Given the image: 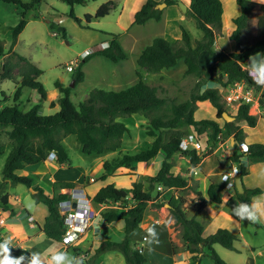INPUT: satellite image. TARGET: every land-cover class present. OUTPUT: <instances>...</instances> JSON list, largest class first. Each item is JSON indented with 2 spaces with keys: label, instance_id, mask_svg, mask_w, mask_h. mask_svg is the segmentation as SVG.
<instances>
[{
  "label": "trees",
  "instance_id": "trees-1",
  "mask_svg": "<svg viewBox=\"0 0 264 264\" xmlns=\"http://www.w3.org/2000/svg\"><path fill=\"white\" fill-rule=\"evenodd\" d=\"M71 6L75 4H85L91 0H62ZM167 4L175 3L177 0H165ZM0 2L14 4L20 14L18 23L12 28V40L8 49L0 40V56L8 57L3 61V69L0 73L3 79L14 81L16 74L21 76V80L15 92V103L0 104V126L6 128V133L11 140V149L6 154L2 168L5 179L23 183L26 186L33 185V179L21 174L25 164H36L44 160L50 151H55L57 160L60 163H68L69 154L62 142V136L73 134L81 143V149L86 154L101 155L106 152L119 151L122 148L123 138L129 127L122 117L135 113L149 114L153 110H160L166 105V98L159 95V85L150 84L144 80L140 71L141 68L160 71L163 68L173 67L179 58H183L186 64V74H193L199 78L215 75L218 83L223 86L236 81H243L255 85L248 69L242 64V60L256 53L264 52V3L253 0H236L240 7V14L233 18L236 25L230 37L236 43L234 51L217 50L216 31L222 27L223 2L222 0H190V6L186 14L195 17L196 25L203 31V37L198 39L195 45L192 44L189 32L184 26L182 28L183 45H178L163 36H156L150 44L145 46L139 57V69L136 72V80L129 86L121 89L93 88L89 91L84 101L75 104L71 99L72 87L56 81L60 88L61 96L58 98L59 110L54 114H43L40 112L41 103H35L29 109L21 107L19 96L24 87L36 90L40 95V100L47 98V90L43 83L38 79L44 72L42 68L30 61L27 57L17 52L14 47L17 43L19 34L28 23L27 14L31 10H37L43 0H0ZM157 0H146L135 12L133 23L144 24L150 19L159 20L162 17L163 9L156 5ZM115 2L108 0L104 2L97 11L86 13L84 19L79 17L73 8L69 12L80 26L90 28V22L102 18L109 14L114 8ZM261 10L257 20L258 33L252 40L243 37V31L249 23L254 8ZM39 18L38 13L35 14ZM49 27L53 31L59 32L64 38L67 36V29L59 23L49 20ZM111 43L102 50H92L80 57V60L72 76L74 84L82 82L85 77L84 64L94 55H103L114 62H119L127 57V53L121 46L118 33H110ZM210 56L208 61L202 63L204 55ZM17 69L16 72L14 70ZM4 92V91H2ZM264 95V89L262 91ZM3 99H0V103ZM199 101H209L217 110V114L222 117L223 111L227 110V102L223 99L219 87L209 86L202 92L193 93L188 99L182 102L173 103L170 115L151 116V122L155 127L177 126L180 121L189 124L193 130L199 134L206 133L213 142L219 140L218 136L223 135L234 137L233 151L229 159L238 165V175L245 176L249 172V165L253 162L264 160V143L252 142L246 145L242 151L237 150V142L244 141V130L240 122H245L249 126H255L259 115L251 114L249 103H239L235 113V119L226 121L224 124L214 119H196V104ZM55 102H51L53 107ZM154 134V133H152ZM186 133L177 131L168 140H164L161 135H157L153 142L146 148L135 152L125 153L119 164L125 168L135 169V164L141 161H151L160 150L165 153L160 168L154 175L150 176L151 186L156 184L174 190H184L188 186L187 177L176 174L172 171V161L170 160L177 151L185 152L191 157L194 164L199 163L200 156L196 150L181 149L179 146L181 138ZM3 151L0 150V156ZM246 157V162L243 160ZM103 166L105 173L101 179H106L114 172L117 165L107 159ZM61 187L72 189L77 186L74 181H59ZM37 192L34 194L38 202L44 203L48 208V215L42 226V231L49 238L62 241L65 233L64 215L60 209V202L70 198V194L65 192L56 193L46 191L41 186H33ZM225 188V182L211 181L207 196L202 190H196L194 200L185 204L187 201L182 195L173 194L168 201L170 212L175 222L181 225V238L185 243L187 252L193 258V264H202L204 257H208L213 264H227L218 254L214 245L221 244L228 249H236V234L227 228L220 227L215 232L207 236L203 235V225L196 218L197 214L203 210L209 200L221 202L220 191ZM236 190L240 200L248 202L250 196L261 191V188H245L243 192ZM130 196L133 200L127 204L126 210H108L101 213L107 222H124V238L121 241L105 240L98 248V252L109 249H120L123 252L127 264H144L147 261L143 250L132 248L130 245L131 237L140 230V225L145 215V211L151 198V193L145 190L143 184L133 181L129 188ZM158 196L162 190L157 191ZM125 195H121L119 188L114 183H108L100 187L93 196L96 203H108L110 200L124 202ZM7 203L0 201V208L6 210ZM4 238L0 236V242ZM12 255H29L33 252L29 248L11 245ZM164 250L175 252L174 248ZM84 260V264L88 261Z\"/></svg>",
  "mask_w": 264,
  "mask_h": 264
},
{
  "label": "rangeland",
  "instance_id": "rangeland-1",
  "mask_svg": "<svg viewBox=\"0 0 264 264\" xmlns=\"http://www.w3.org/2000/svg\"><path fill=\"white\" fill-rule=\"evenodd\" d=\"M47 3H49L51 6H48ZM132 3L133 2L131 0L130 6ZM225 5L227 6V12L223 22L224 32H226L229 25H232V23L235 24L233 19L229 16L235 11L234 9L237 8L235 4H231V2L228 1H225ZM74 7L76 8L75 13L77 15L79 14V16L84 19V15L82 13L84 5L75 4ZM70 8L71 5L62 0H43L37 10H31L28 12V23L23 31L19 34L17 43L14 47L17 52L21 53L44 70L38 79L43 83L44 87L49 92L56 88V81L62 79L66 73H69L71 76H73L74 70L69 71L66 68V65L71 59L78 57L80 53L84 55L87 52H90L99 41L108 37L102 32V30L96 29L95 27L98 26V28H105L106 32H123L122 30L118 29V27H116L115 23H113V15L105 16L96 20L95 23L92 24L94 26L92 28L82 27L72 17L69 16ZM163 8L164 14L166 16L165 18L168 22L163 19L160 21L152 20L148 24L144 25L135 24L136 26L130 29L129 35L121 34L122 43L125 47V50L127 51V57L124 60H121V63L116 64V62L104 57L94 56L93 62L88 65L87 77L85 75L86 78L84 77L82 82L78 83L77 85H72L73 78L71 77L69 80H67L65 85H70L72 87L71 97L75 104L84 101L89 91L93 88L97 87L108 90L121 89L134 83L136 80L135 69L138 67L137 57L141 53L142 48L150 44L156 36H163L169 41L177 43L178 45H183L185 43L180 34V30L175 26L176 22H179V20L175 21L176 17L174 16L176 13L180 14L184 12L182 7L175 4L169 6L167 5ZM129 12L130 9L128 8L127 14H129ZM36 13L39 15L41 14L42 16L36 18ZM260 13L261 10L258 7L254 8L249 23L243 31V37L245 39L252 40L257 35V20ZM19 18L20 14L14 4L0 2V40L5 46L6 50L10 46L12 40V28L18 23ZM49 20H53L64 26L67 29V36L64 38L59 32L51 30L49 27ZM180 24H183L188 30L193 45H195L198 39L203 37V31L197 27L194 16L187 14L186 19L181 21ZM219 34L220 32L217 29L216 39L218 38V40L215 47L217 50L223 49L225 51H230L228 50L229 48H231V50L235 48L234 42L232 47L228 46L229 43L233 41L230 37L232 32L228 36L224 34V38ZM8 55L9 54H7L5 57L0 56V73L3 69V61L8 57ZM208 61H212V59H210V56L205 54L202 57V63L205 64ZM113 68L116 69L115 72ZM185 68L186 65L184 61L179 59L176 67L161 71L151 70L145 73L146 81L148 83L160 86L159 95L166 98V105L162 109L153 110V112H150L149 114L135 113L122 117V119L127 122L129 127L123 138L122 148L119 151H115L113 153L107 152L106 154L107 158L112 160L114 165H117L116 169L112 173L113 175H110V177L106 180L97 178V180H94L93 182H91L92 180L90 178H88L87 181L80 180L81 184L87 186L89 196H92L95 186L104 185L108 182H114L119 188L121 195H125L127 197H125L126 200L124 202L110 200L107 205H105V207L99 205L96 206L93 200L89 199L91 206L94 209L93 219L91 220V223L86 231L80 236L82 238L79 237L80 239L78 238L72 243V245H77L84 249L80 250L81 252L77 250L76 253H80L79 258L87 259L89 257L87 259L88 264H100L102 257L99 256V254L102 255V252H97V249L105 240H123L125 236L124 222L122 220L117 222H107L102 217L101 213L112 209L118 211H121L122 209L126 210L127 206L124 205L131 204L133 202L129 192V188L133 181L141 182L144 189L150 191L152 199L149 201L147 206L146 215L143 220V226L141 230L131 237V247L136 248L137 241L141 240L142 236L147 234L146 230L149 228V226L153 225L152 223L154 219H158L162 224L157 225V228H161L163 225L167 224V240L170 241L177 257L173 255V253L161 251L160 249H156L153 246H151L152 251H149V246L146 243H142L141 246L143 248V253L147 258L145 264H188L184 259L181 261V258H184L185 255L190 256V254L187 252L185 243L181 238V225L175 222V219L170 212L168 201L173 194H178L182 195L187 200L185 204H188L195 199L196 190H202L206 187V183L204 182L205 179L207 182L209 180H220L221 172L229 169V167H227L230 165L229 157L234 149L232 146L227 147V142H229L228 140L230 137L223 135L221 138H219V140L214 141V144L217 145V147L220 146V143H224V145L220 147L217 152H215L216 149H210L207 152L204 150L197 151L201 158L197 164H194L191 161V157L185 154V152L177 151L170 159L172 161V171L176 174L187 177L190 185L184 190H162V193L160 192V196H158V198L156 197L158 195L157 191L159 189V185L156 184L155 186H151L149 179L151 175L156 173L162 164L165 156L163 150H160L156 156L151 158L150 162L148 161L149 163H146L143 166V161L137 162L135 164V169L125 168L122 164H119L123 154L135 153L148 147L157 135H161L166 141L173 133L177 131L187 133L188 131L193 130V128L184 121H180V123L174 127H155L151 122L152 115H170L171 106L173 103L185 101L193 93L202 92L209 86L219 87L220 93L225 100L223 94H225L226 91L223 89L224 86L218 83L215 75L212 74L208 77L199 78L193 74H186ZM16 71L17 69L14 70V72ZM16 90L17 85L13 80L7 78L3 79L0 75V99H3L0 103L1 105L15 103L14 98ZM260 90L263 91V89ZM30 91L35 92L36 90L24 88L23 92H21V95L19 96V101H23L21 105L22 108L24 107L23 105H26L28 102ZM262 95L263 94H259L257 96L261 97L262 99ZM261 101L262 100H260V103ZM40 103L43 106V114H54L56 112L54 108L49 106L48 102H45L44 104V101H41ZM239 103L235 101L231 103L227 102L226 111H228L230 114L234 113V111L237 110ZM31 104H34L33 101ZM256 105V103H252L250 105L251 108L249 111H259V109L262 108V106L257 107ZM23 109L27 110V107H24ZM203 118L214 120L221 119L224 121L223 118L218 116L216 108L212 106L209 101H199L196 104V119ZM201 136L205 143L207 138L206 133H203ZM64 138L65 139H63V143L67 142L69 144L67 145L69 152L68 163L76 168V170L69 171L70 176H73L74 173L75 176H79L81 170L87 168V166L91 164L93 157L81 151L80 142L75 135H64ZM10 149L11 140L6 133V130L0 126V150L3 151L2 156H0V192H2V189H4L5 183L7 182L3 177L2 168L6 154L10 151ZM203 159L204 162L200 164ZM92 175L96 176V173H93V171L90 170L89 176ZM11 187L16 188L14 195L18 194V196H20L22 204L27 206L29 210H32L37 199L32 194L33 191L31 188L28 190V187L25 184L8 180L6 183V190H10ZM69 190L70 189H67L68 192ZM33 193L35 194L36 192ZM85 194L87 197H89L87 193ZM72 197L73 196L70 194V198ZM208 210L209 208H206L205 213H207ZM32 212L33 211H30V213ZM27 218H22L20 223L29 229V220ZM198 219L200 220V218ZM2 237L4 239L8 238L4 236ZM43 239V241L47 240L48 243L59 244L58 241L48 238L47 236H44ZM89 240L95 243V248L91 246L92 243L89 242ZM43 241L39 240V242L36 244L46 245ZM241 243V240L236 241V245L238 246ZM217 249L220 251L222 249L228 251L220 245L217 246ZM181 252H184L185 255L181 256ZM229 252L232 255L227 258L230 264H249L245 258L250 252ZM68 253L73 255L72 250L68 251ZM111 255L112 256L107 257L105 262H102L101 264H127L123 252L120 249L113 250Z\"/></svg>",
  "mask_w": 264,
  "mask_h": 264
},
{
  "label": "crops",
  "instance_id": "crops-1",
  "mask_svg": "<svg viewBox=\"0 0 264 264\" xmlns=\"http://www.w3.org/2000/svg\"><path fill=\"white\" fill-rule=\"evenodd\" d=\"M106 1H108V0H91V1H88L87 3L83 4L84 5L83 11H82L83 15L85 16L86 13L94 14L97 11V9ZM113 1L115 2L114 8L106 16L113 15L114 16L113 23H115V25H116V27H118V29L123 31L121 33H118L119 41L121 43L122 48L127 53V51L125 50V47L122 43V40H121V38H122L121 34L122 35L123 34L129 35L130 29L137 25V24L135 25V23L132 22L133 16H134L135 12L142 6V4L146 0H132L133 3L131 6H130L131 0H113ZM157 1L158 2H166L165 0H157ZM179 1H183L187 5V7L190 6V0H177V3H175V4L179 5V3H178ZM225 1L231 2V4H235V6L237 7L236 9H234L235 11L229 16L230 18L233 19V18L237 17V15H239L241 12L240 7L237 4L236 0H222L224 11H223V18H222V27H221V29H219V32H220L219 35H222L221 37H223L225 35L226 36L230 35L231 32L236 27L235 24L232 23V25H229L226 32L223 31V27H224L223 22H224V18H225L226 12H227V6L225 5ZM253 1H256L259 3H264V0H253ZM175 4L171 3V4H166L165 6L175 5ZM47 5L51 6L49 3H47ZM71 8H73L74 11H76V8L74 7V5L71 6ZM71 8H70V10H71ZM128 8L130 9L129 14H127ZM127 15H128V18H127ZM40 16H42V15L40 14ZM78 16H79V14H78ZM174 16L176 17L175 21L179 20V22L178 21L176 22L175 26H176V28H178L180 30V34H181L182 33L181 26H184V25L180 24V22L186 19L187 14L185 12H182L180 14L176 13ZM165 17L166 16L164 14V8H163L162 19L160 18L159 21L163 20V19L165 21H167V19ZM96 20H98V19L92 20L90 22V28L94 27L92 24L95 23ZM152 20H156V19H150L147 22H145L144 24H148ZM144 24H139V25H144ZM95 28L102 30V32L108 36L107 38H104L103 40H101L99 42H102L104 40H111L112 36L110 35V33H112V32H106L105 28H101V27L98 28V26ZM184 28H185V26H184ZM217 40H218V38L216 39V43H217ZM233 42L235 45L234 49L231 50V48L228 49L225 46L230 51H234L236 49V43L234 40L231 41L228 46L232 47ZM225 44H227V43H225ZM215 47H216V45H215ZM260 54L264 55V52H262ZM82 55L83 54L80 53L78 55V57H81ZM139 55H138V57H139ZM94 56L95 57L100 56V57H104L106 59H109L103 55H94ZM94 56H92L88 61H86L84 66H83L86 77L88 74V65L93 62ZM138 57H137V61H138ZM179 59L183 60V58H179ZM212 61H215V60H212ZM121 62L122 61L116 62V64H119ZM248 63H249V57L242 60L243 66L247 69H248ZM176 66H177V64L173 67H176ZM173 67L163 68L162 70L170 69ZM138 69H139V65L135 69V72H137ZM115 71H116V69H114V72ZM140 71L143 75L144 80L146 81L145 73H147L151 70H148L146 68H141ZM185 71H186V68H185ZM71 77L72 76L69 73H66V75L58 81L65 85L67 80H69V78H71ZM20 80H21V76L16 74L14 82L17 85V87L19 85L18 82ZM24 88L28 89L27 87H24ZM24 88H22L21 92H23ZM260 89H261L260 87L259 88L256 87V89L254 90V94H253L254 101L252 103H256L257 107L262 106V108L259 109V111H249L251 114L259 115L258 121H257L255 126H249L245 122H240L241 127L244 130V141L243 142L242 141L237 142L236 148L239 151L244 150L246 145L249 143H252V142L264 143V95H262V97H263L262 99H261V97L257 96L259 94H263ZM71 94H72V91H71ZM60 96H61L60 88L56 85V88L52 89L50 92L47 91V98L45 100H42V101H44V104H45V102H48L50 107H52L51 102L54 101L55 104L52 108H54L57 111V110H59V104L57 103V100ZM71 99H72V97H71ZM260 100H262L261 103H260ZM32 101L34 104L41 102L40 95L37 94L36 91L35 92L30 91L29 92L28 102L26 105H23V106L27 107V109H29L32 105H34V104H31ZM22 102L23 101L21 100L20 105H22ZM250 108H251V106H250ZM42 109H43V106L41 104V108H40L41 113H42ZM235 112L236 111H234V113ZM195 118H196V111H195ZM218 121L222 122L221 125L224 124V121H222L221 119H218ZM4 129L6 130V128H4ZM228 137H230V144L233 147L234 141H232V136H228ZM63 139H65L64 135L62 136V142H63ZM63 144L65 145V147L67 148V151H68L67 145H69V144L67 142L66 143L64 142ZM80 145H81V143H80ZM223 145H224V143H220V146L217 147V145L214 144L213 145L214 147H212V149H214V150L216 149L215 152H217L218 149L220 147H222ZM81 151H82V149H81ZM111 153H113V152H111ZM68 154H69V152H68ZM106 154H107V152L104 154H101V155L88 154L91 157H93V159L91 160V164H89L87 166V168H84L83 170H81V173L79 176H75V173L73 176H70L69 171L70 170L71 171L76 170V168L71 166L69 163H60L57 159H50L48 157H46L44 160H42L36 164H25V166L20 171V173L24 174V175H28L33 179V185L32 186L38 185V186H41L42 188H44L46 191H54L56 193H59V191L60 192L67 191L66 188L61 187V185L59 184V181H74V182L78 183L75 188L87 193L89 196V191H88L87 186L81 184L80 180H82V181L86 180L87 181L88 178H90L92 180L91 182H93L94 180H97V178L101 179V175H103L105 173V168L103 166V163L105 160L109 159V158H107ZM204 159L200 164H202L204 162ZM243 160H245V162H246L247 161L246 157H243ZM146 163H149V162L143 161L142 166L145 165ZM237 166L238 165L236 162L230 160V165L227 166V167H229V169H226L223 172H221L219 181H222V175L224 173L230 171L232 168L237 167ZM154 167H156V166H154ZM90 170L93 171V173H96V176H94V175L89 176ZM110 175H113V174H110ZM110 175L106 179H108L110 177ZM8 180L15 182L11 179H6L7 182H8ZM242 180H243L244 189L245 188L250 189V188H256V187L261 188V191L250 196L249 201L246 203H251L254 198L264 196V160L251 163L249 165V172L245 176L242 177ZM204 182L206 183V187L204 189H202L203 190L202 192L204 195L207 196V189H208V186H209L211 180H209L207 182L205 179ZM6 183H5L4 189H2V192H0V201L2 203H7L9 206L6 210H3L2 208L0 209V236L2 235L4 237H11L14 245L20 246L23 248H29L33 252H40V253L44 254L45 261L47 260V258L50 255V253H48L46 250L49 249L50 247L53 249H57V250H61V251H67V252L72 250L73 255H77L76 257H80L79 252H81L80 250H84V249L80 248L77 245L66 246L62 241H58L59 244L48 243L47 240L43 241L44 240L43 237L46 235L42 231L41 228H42V226L46 220V217L49 213L47 206L44 203L38 202L36 200L35 206L33 207V209L29 210V208L27 206L22 204L20 196H18V194L14 195L16 192L15 187H11L10 190H6ZM17 183H19V182H17ZM108 183H114V182H108ZM108 183H106V184H108ZM188 183H189V181H188ZM106 184H104V185H106ZM114 184H116V183H114ZM104 185L95 186V188L92 192V196H89V198L93 200L94 194L97 192V190L100 187H102ZM189 185H190V183L188 184V186ZM27 187L29 190L30 186H27ZM170 191H172V190H170ZM219 193H220V196L222 199L221 202L216 203V202L209 200L207 202V204L205 205V207L203 208V210L201 212H199L196 216V218L197 217L200 218V220L198 218L197 219L203 225V235L207 236L210 233L215 232L220 227L227 228L231 232H233L234 234H236L238 236V238L235 240L236 249H234V250L228 249V248H226V247H224L218 243L214 245L218 254L227 262V264H230V262H228V260H227V258H229V256L231 255V253L229 251H235L238 253H244L245 251H248L250 253L247 255V257L245 259L248 261L249 264H264V222L251 223L248 221H241V220H239V218L234 216L233 211H232L233 208L236 206L237 203L242 202L235 189L223 188ZM32 194L34 195L33 192H32ZM93 202L96 206L99 205V206L105 207V205H107V203H96L94 200H93ZM206 208H209L207 213H205ZM30 211H33V212L30 213ZM145 215H146V211H145ZM145 215H144V218H145ZM25 217L26 218L28 217L27 219L29 220V227H30L29 229H27L26 227H24L20 223V220H22V218H25ZM30 217H33L32 221L29 219ZM144 218H143V220H144ZM143 220H142V223H143ZM156 220H158V219H154V221L152 223L153 225H151L149 227H153V226L155 227L157 233L159 234V244H155L152 246L155 247L156 249H160L161 251L173 253V255L176 256V253H174L173 251L164 250V247L166 249H167V247L172 249V245H171L170 241L167 240V238H168V226H167V224L163 225L161 228H157L158 227L157 225H161L162 223L160 221V224H156L155 223ZM142 223L140 225V230L143 226ZM80 238H82V237H80ZM39 240H42L43 242H45L46 245H42V244L37 245L36 243L39 242ZM237 240H241L242 245L241 244L239 246L236 245ZM95 241H96V239H95ZM89 242H91L92 243L91 246H93V248H95V243H93L90 240H89ZM139 242H140V240L137 241V243H139ZM137 243H136V246H137ZM143 243H145V242H143ZM218 245L222 246L223 248H225L228 251H225L223 249L221 251L218 250L217 249ZM77 250L79 251L78 253H76ZM113 250H115V249H109V250L101 251L102 255L99 254V256L102 257L100 264L102 262H105V259L107 257L112 256L111 253L113 252ZM97 252H98V249H97ZM180 255L184 256L185 254H184V252H181ZM87 259H85V260H87ZM183 259L188 264H193V258L191 256L185 255L184 258H181V261H183ZM202 264H213V263L211 262V260L208 257H204Z\"/></svg>",
  "mask_w": 264,
  "mask_h": 264
},
{
  "label": "built area",
  "instance_id": "built-area-1",
  "mask_svg": "<svg viewBox=\"0 0 264 264\" xmlns=\"http://www.w3.org/2000/svg\"><path fill=\"white\" fill-rule=\"evenodd\" d=\"M110 40H104L99 42L95 45L92 50H102L105 49L110 45ZM80 57H75L70 60V62L66 65L67 70L73 71L75 70ZM249 73V72H248ZM226 93L223 94L226 102H240V103H252L254 101V90L256 89L255 85L245 83L243 81H236L230 83L229 85L224 86L223 88ZM261 89L264 87L261 86ZM202 134H199L196 130L188 131L183 137L181 138L179 146L181 149H194L196 151L204 150L207 152L208 150L212 149L214 142L208 138L206 134L205 143L202 139ZM218 138H221L219 135ZM228 146L230 144V138L228 140ZM50 159H56L57 154L55 151H50L48 156ZM52 157V158H51ZM238 175V166L232 168L230 171L224 173L222 175V180L225 182V188L227 189H234L235 187V177ZM159 190H165V187L162 185L158 186ZM67 190V189H66ZM167 190H174V188H168ZM69 194L73 197L67 200H63L60 202V209L62 214L64 215V222H65V233L62 239V242L66 246L72 245V243L78 239L88 228L93 219V212L94 209L91 206L90 198L86 196L85 192L81 190L71 191L69 190ZM31 221L33 217L29 218ZM156 224H160L159 220L155 221ZM144 236H142L139 243H137L136 248L139 250H143L142 243L144 241Z\"/></svg>",
  "mask_w": 264,
  "mask_h": 264
},
{
  "label": "clouds",
  "instance_id": "clouds-1",
  "mask_svg": "<svg viewBox=\"0 0 264 264\" xmlns=\"http://www.w3.org/2000/svg\"><path fill=\"white\" fill-rule=\"evenodd\" d=\"M248 72L255 84L264 87V55L256 53L249 57ZM232 211L234 216L241 221L264 222V196L254 198L251 203L239 202ZM146 231L147 234L143 239L149 246V251H152L151 246L159 244V234L154 226L149 227ZM11 245V237L0 242V264H84L82 258L51 247L46 250L50 253L46 261L44 254L40 252H30L27 256L14 257Z\"/></svg>",
  "mask_w": 264,
  "mask_h": 264
},
{
  "label": "water",
  "instance_id": "water-1",
  "mask_svg": "<svg viewBox=\"0 0 264 264\" xmlns=\"http://www.w3.org/2000/svg\"><path fill=\"white\" fill-rule=\"evenodd\" d=\"M180 7H182L183 11L186 12V10L188 9L187 5L183 2V1H179L178 2ZM166 2H159L156 7L159 9H163V7L166 5ZM72 85H74V81L72 82ZM222 117L226 120V121H231L235 119V115H231L228 111H223L222 113ZM232 141H234V137H232ZM235 186L237 188V190L239 192H243L244 191V185H243V180H242V176L237 175L235 177ZM31 190L33 192H37L36 189H34L32 186H30ZM78 190L77 188H72L71 191H76ZM169 205V204H168Z\"/></svg>",
  "mask_w": 264,
  "mask_h": 264
}]
</instances>
